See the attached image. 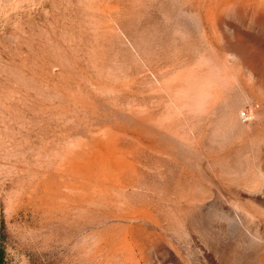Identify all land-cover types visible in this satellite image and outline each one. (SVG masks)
<instances>
[{
    "label": "rangeland",
    "instance_id": "rangeland-1",
    "mask_svg": "<svg viewBox=\"0 0 264 264\" xmlns=\"http://www.w3.org/2000/svg\"><path fill=\"white\" fill-rule=\"evenodd\" d=\"M0 264H264V0H0Z\"/></svg>",
    "mask_w": 264,
    "mask_h": 264
}]
</instances>
